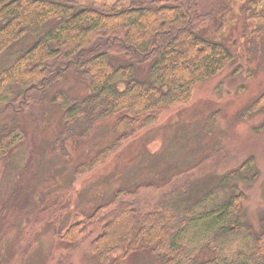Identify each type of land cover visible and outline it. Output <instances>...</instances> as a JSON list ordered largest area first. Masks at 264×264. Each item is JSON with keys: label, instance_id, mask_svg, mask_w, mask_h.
Segmentation results:
<instances>
[{"label": "trees", "instance_id": "16d2710c", "mask_svg": "<svg viewBox=\"0 0 264 264\" xmlns=\"http://www.w3.org/2000/svg\"><path fill=\"white\" fill-rule=\"evenodd\" d=\"M219 1L224 7L236 0ZM259 1H244L248 16L262 14ZM218 15L216 6L203 11L202 0H129L106 6L0 0V54L11 58L0 69V159L27 138L17 118L54 88L49 101L62 110L56 146L86 138L98 122L114 119L113 144L78 165L74 175L104 163L118 145L156 121L160 111L188 102L196 85L236 63L237 56L210 33ZM73 70L89 85L83 96L68 95L64 87V76ZM262 113L264 93L239 117L249 120ZM4 114L15 118L1 123ZM258 167L250 157L236 169L210 173L195 183L188 172L169 200L152 202L146 210L122 200L137 190H119L87 218H75L60 239L75 245L90 239V255L105 264H122L140 250H149L162 264H264V213L256 231L243 213L242 189L237 183L225 189L244 172L256 178ZM205 249L212 257H199ZM66 258L60 256V264H68Z\"/></svg>", "mask_w": 264, "mask_h": 264}, {"label": "rangeland", "instance_id": "374dc122", "mask_svg": "<svg viewBox=\"0 0 264 264\" xmlns=\"http://www.w3.org/2000/svg\"><path fill=\"white\" fill-rule=\"evenodd\" d=\"M79 1L106 6L129 0ZM244 1L221 7L219 0H202L203 11L217 7V23L210 33L215 32L216 39L237 56L236 63L195 86L188 102L160 111L156 121L118 145L104 163L91 170L74 175L78 165L113 144L114 119L98 122L86 138L68 139L56 146L62 111L49 101V93H56L54 88L22 119L17 118L27 138L0 159V264H60L62 255H67L68 264H105L90 255V239L82 238L76 245L60 239L75 218H87L122 189L137 190L122 200L146 210L152 202L169 200L185 172L192 169L189 176L194 183L200 182L210 173L236 169L250 157L258 162V176L244 172L225 189L238 184L245 194L247 222L260 230L264 114L246 120L239 113L264 93V0L257 2L262 14L253 16L244 11ZM10 59L1 53L0 69ZM143 73L147 74L146 66ZM63 81L68 95L89 92L86 79L74 70ZM3 116L7 118L1 123L15 118ZM97 234L94 231L93 237ZM212 255L205 249L199 257ZM121 263L162 264L149 250L131 253Z\"/></svg>", "mask_w": 264, "mask_h": 264}]
</instances>
